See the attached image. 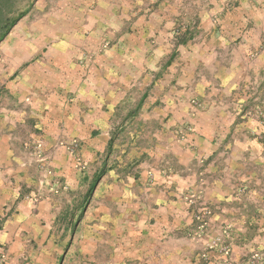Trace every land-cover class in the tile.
<instances>
[{"label":"rangeland","instance_id":"1","mask_svg":"<svg viewBox=\"0 0 264 264\" xmlns=\"http://www.w3.org/2000/svg\"><path fill=\"white\" fill-rule=\"evenodd\" d=\"M1 34V108L22 109V61L42 63L43 106L54 118L69 108L47 94L67 88V69L75 63L110 50L122 58L118 75L135 70L137 77L132 98L128 93L121 106L107 108V129L65 135L61 120L51 122L54 144L62 142L78 170L58 196L53 241L40 247V264H264L259 243H234L227 221L228 211L257 206L260 196L225 188L206 193L199 172L210 163L197 150L189 118L167 130L171 113L153 117L146 110L150 92L179 93L184 85L187 104L202 108L193 94L200 75L213 69H203L204 56L216 59V71L221 65L218 73L246 77V93H264V0H0ZM134 43L154 48L155 62L144 51L142 63L131 66ZM56 69L63 74L53 75ZM53 79L64 81L56 87ZM240 109L263 119L264 94L250 105L240 102ZM99 137L105 144L93 142ZM170 173L182 175L185 186L169 183ZM28 260L22 257V264Z\"/></svg>","mask_w":264,"mask_h":264},{"label":"crops","instance_id":"2","mask_svg":"<svg viewBox=\"0 0 264 264\" xmlns=\"http://www.w3.org/2000/svg\"><path fill=\"white\" fill-rule=\"evenodd\" d=\"M132 46L131 50L136 52L131 55V66L142 63L139 56L144 51L148 52L147 59L155 62L154 48L143 43ZM112 54L109 50L84 64L75 63V66L68 67L67 88H58L47 94L51 99L53 94L56 95L54 103L59 107L66 105L69 108L68 112L60 109L56 118L50 110H44L42 63L24 64L22 61V95L10 93L22 96V109L0 107V264H22V257L29 259L24 264H40L43 256L40 247L53 241L51 218L57 208L58 196L64 192V182L70 184L75 180L78 170L72 156L64 151L62 142L54 144L53 119L61 120L58 127V131L63 132L61 134L81 136L75 131L107 129V108L121 106L128 93L132 98V86L137 82V77L132 78L136 76L135 70L129 77L119 76L117 66L122 64V58L119 60L114 54L112 59ZM231 58L234 59L233 55ZM201 60L203 67L213 68L207 75L204 67V74L197 79L193 96L204 104L202 108H191L187 104L189 93L184 85L179 93L166 90L160 95L150 92L146 110L153 117L154 114L171 113L173 117L170 116L167 130L170 125H178L189 118L195 131L192 137L197 150L210 163L199 172L200 184L206 193L210 190L217 194L225 188L233 195L242 189L243 195L250 198L260 196L257 206L243 204L242 213L228 211L227 221L233 227L231 237L234 243L256 242L264 253V117L258 119L252 112L240 109V102L250 105L251 98L263 97L264 93H246V77L218 73L221 65L216 71L212 63L215 58L204 56ZM231 63L233 69L235 61ZM20 65L12 68L11 75ZM58 73L63 74L56 69L53 75L58 76ZM62 81L53 79L56 87ZM51 84L52 79L49 87ZM157 99L162 104L155 105ZM97 112L98 123H94L92 115ZM80 114L82 121H79ZM40 127L46 133L43 140L37 132ZM104 140L99 137L93 142L101 145L105 144ZM87 144L89 147L91 142ZM51 146L56 148L51 150ZM181 150L178 149L179 153ZM179 160L185 163L181 158ZM50 173L53 180L48 175ZM167 178L178 188L185 186L180 174L170 173ZM160 179H164L163 176ZM27 241L35 244L27 249L24 244Z\"/></svg>","mask_w":264,"mask_h":264},{"label":"trees","instance_id":"3","mask_svg":"<svg viewBox=\"0 0 264 264\" xmlns=\"http://www.w3.org/2000/svg\"><path fill=\"white\" fill-rule=\"evenodd\" d=\"M4 35L3 34H1V36H0V39H2V37H3Z\"/></svg>","mask_w":264,"mask_h":264}]
</instances>
